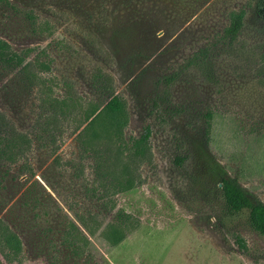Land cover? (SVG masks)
<instances>
[{"label":"rangeland","instance_id":"1","mask_svg":"<svg viewBox=\"0 0 264 264\" xmlns=\"http://www.w3.org/2000/svg\"><path fill=\"white\" fill-rule=\"evenodd\" d=\"M7 1L13 8L0 0V37L16 50L30 47L33 65L31 81H0V110L30 140L14 163L0 161V220L22 246L17 261L0 256L2 263L264 264V239L247 211L228 213L218 191L228 177L264 203L256 0ZM239 9L240 31L222 37L228 13ZM200 50L202 70L191 61ZM98 68L125 101L118 145L76 136L84 99L100 97ZM145 124L148 154L137 160L124 147ZM63 215L89 240L79 257L62 243Z\"/></svg>","mask_w":264,"mask_h":264},{"label":"trees","instance_id":"2","mask_svg":"<svg viewBox=\"0 0 264 264\" xmlns=\"http://www.w3.org/2000/svg\"><path fill=\"white\" fill-rule=\"evenodd\" d=\"M3 1L7 6L13 8V5L9 4L7 0ZM254 12L257 17L264 20V0L255 1ZM22 15L29 21L34 19L31 12L24 11ZM243 16L244 11L241 9L230 11L228 13V23L222 29V37L234 38L243 25ZM30 52V47L16 50L9 42L0 37V81L8 74L12 76L22 74L23 80L31 81L30 72L26 70L33 64L30 60H25ZM205 55L206 51L200 50L191 58L192 63L201 70L207 67V62L203 59ZM92 85L100 89V97L97 100L84 99L85 106L81 116L84 125L76 133V136H79V140L86 137L91 140L103 138L118 145L117 143L123 141L122 130L127 123L125 101L114 93L112 76L99 68L92 74ZM204 114L206 118H209V112ZM148 136L149 127L145 124L138 136L131 138L130 142L125 145L124 149L128 151L127 155L137 160L145 159L146 154H148ZM49 137L53 138V134L49 133ZM29 142V138L17 131L11 121L0 110V161L14 163L19 156L24 155ZM3 168L5 172L8 169L7 166H3ZM123 181L127 180L123 178ZM126 183L128 185V182ZM30 184L32 185V183ZM118 191L120 190H115V192ZM218 191L226 211L235 213L245 209L249 227L264 239V203L250 200L242 188L228 177L219 179ZM67 208L80 225L87 229L88 226L80 213L70 206H67ZM63 218L65 222L62 229V243L75 256L79 257L82 252H85L84 249L88 247L89 240L72 219L64 215ZM236 243L243 246L240 238L236 239ZM21 248V241L17 234L10 229L7 223L0 220L1 259L7 263L17 261ZM83 261L82 264H89L87 258ZM0 264H3L1 260ZM92 264L109 263L106 261H93Z\"/></svg>","mask_w":264,"mask_h":264}]
</instances>
